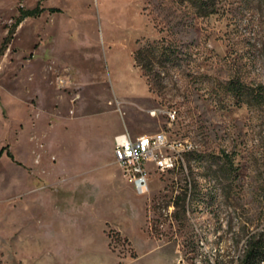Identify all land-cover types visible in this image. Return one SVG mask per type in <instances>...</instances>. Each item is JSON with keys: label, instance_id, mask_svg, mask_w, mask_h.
<instances>
[{"label": "rangeland", "instance_id": "1", "mask_svg": "<svg viewBox=\"0 0 264 264\" xmlns=\"http://www.w3.org/2000/svg\"><path fill=\"white\" fill-rule=\"evenodd\" d=\"M216 1L0 0V264H243L264 243V103L229 86L264 93V14ZM164 37L181 59L151 90L135 52ZM123 131L194 148L141 194Z\"/></svg>", "mask_w": 264, "mask_h": 264}, {"label": "built area", "instance_id": "2", "mask_svg": "<svg viewBox=\"0 0 264 264\" xmlns=\"http://www.w3.org/2000/svg\"><path fill=\"white\" fill-rule=\"evenodd\" d=\"M157 110L151 114L157 115ZM172 121L176 120L175 110L166 112ZM170 148L177 153L166 154L163 149ZM194 148L193 143L185 139L183 142L174 141L170 143L165 133L160 132L154 135H141L134 137L131 133L123 131L114 137V157L121 167L124 176L130 178L141 194L149 189L148 164L151 163L156 169L170 171L174 169L178 157L182 152L191 151ZM258 264H264V257L258 261Z\"/></svg>", "mask_w": 264, "mask_h": 264}, {"label": "trees", "instance_id": "3", "mask_svg": "<svg viewBox=\"0 0 264 264\" xmlns=\"http://www.w3.org/2000/svg\"><path fill=\"white\" fill-rule=\"evenodd\" d=\"M181 2L190 5L199 16H209L217 13V1L216 0H180ZM260 10L264 14V0H255ZM59 9H52L51 11H57ZM181 49L173 42L166 43L165 37L160 41L147 44L139 48L135 52V62L147 76L150 89H157L160 83V74L154 73L155 66L168 68L174 67L181 59ZM230 90L236 91L240 101L250 104H263L264 93L263 92H249L245 91L241 81H231L229 83ZM8 156L13 157L11 152H8ZM264 257V243L261 241L252 242L248 249L243 264H257L259 260Z\"/></svg>", "mask_w": 264, "mask_h": 264}, {"label": "crops", "instance_id": "4", "mask_svg": "<svg viewBox=\"0 0 264 264\" xmlns=\"http://www.w3.org/2000/svg\"><path fill=\"white\" fill-rule=\"evenodd\" d=\"M117 135V134H116ZM115 137V136H114Z\"/></svg>", "mask_w": 264, "mask_h": 264}]
</instances>
